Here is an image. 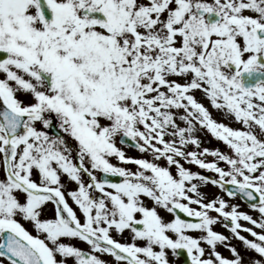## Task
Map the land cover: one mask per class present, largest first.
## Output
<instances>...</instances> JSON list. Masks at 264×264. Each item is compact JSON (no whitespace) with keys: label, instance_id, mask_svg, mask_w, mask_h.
<instances>
[{"label":"snow or ice","instance_id":"6c2138e0","mask_svg":"<svg viewBox=\"0 0 264 264\" xmlns=\"http://www.w3.org/2000/svg\"><path fill=\"white\" fill-rule=\"evenodd\" d=\"M178 260L264 264V0H0V264Z\"/></svg>","mask_w":264,"mask_h":264},{"label":"rangeland","instance_id":"374dc122","mask_svg":"<svg viewBox=\"0 0 264 264\" xmlns=\"http://www.w3.org/2000/svg\"><path fill=\"white\" fill-rule=\"evenodd\" d=\"M197 98H198V99L200 98V94H199V93H197ZM204 102H205V104H207V101H204ZM210 111H211V109H210ZM213 115H214L218 120L220 119V116H219L218 113L213 112ZM224 122H225V123H229V121H227V120H225ZM233 126H237V125H233ZM198 135H200V136L202 137V139L206 142V143H205V146H208V147H210V148H211V147H217V146H218V147H220L222 150H225V146H224L221 142H218V141H216V140H214V139H211L210 136H208L206 133H198ZM118 146L122 147V148L125 150V152H126L127 155H130V156H137V155H139V153H138L137 151H134L133 149H131V148H129V147L122 146V145H118ZM208 159L210 160L211 157H209ZM130 167L132 168V167H134V166L130 165ZM192 170H196V169L193 168ZM207 174H208V175H213L212 173H207ZM98 175H99V174H98ZM205 191L207 192L208 195H212V194H214V193H217L219 190H218L217 188H215V187L209 186L207 189H205ZM225 199H228V198L225 197ZM230 202L239 204V205L241 206V210H244V211H246V212L249 211V209L246 207V205H245V206H242V205H241V202H242V201H241L238 197H237L236 199L230 201ZM250 214H252L253 216L256 215L254 212H251ZM241 223H246V222L241 221ZM247 226H251V225H247ZM214 230H216V231H218V232H221V233H223L224 230H225V232L228 231L227 229H225L224 227H222L220 224L215 225V226H214ZM223 234H224V233H223ZM245 235H247V234H245ZM249 238H251V237H249ZM232 242H233V243H237L236 241H232ZM218 250L222 252L223 249H222V247H220V248H218ZM224 250L227 251L226 249H224ZM170 259H171V257H170ZM177 264H180V261H177Z\"/></svg>","mask_w":264,"mask_h":264},{"label":"flooded vegetation","instance_id":"af4514ba","mask_svg":"<svg viewBox=\"0 0 264 264\" xmlns=\"http://www.w3.org/2000/svg\"><path fill=\"white\" fill-rule=\"evenodd\" d=\"M86 179V178H85ZM29 230H31V229H29ZM81 247L83 248L84 247V245L83 244H81Z\"/></svg>","mask_w":264,"mask_h":264},{"label":"water","instance_id":"95a60500","mask_svg":"<svg viewBox=\"0 0 264 264\" xmlns=\"http://www.w3.org/2000/svg\"><path fill=\"white\" fill-rule=\"evenodd\" d=\"M182 215V214H181Z\"/></svg>","mask_w":264,"mask_h":264}]
</instances>
